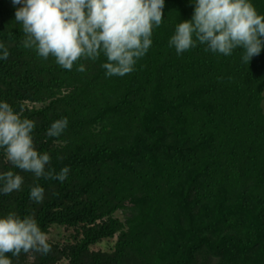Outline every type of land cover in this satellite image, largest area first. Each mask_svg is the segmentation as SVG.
I'll use <instances>...</instances> for the list:
<instances>
[{"label":"trees","instance_id":"trees-1","mask_svg":"<svg viewBox=\"0 0 264 264\" xmlns=\"http://www.w3.org/2000/svg\"><path fill=\"white\" fill-rule=\"evenodd\" d=\"M264 14V0H251ZM11 0H0V100L35 122L34 143L63 182L13 168L19 191L0 195V215H31L64 228L48 254L6 255L12 264H264V48L250 62L203 45L177 56L168 40L190 20V0H165L152 46L123 77L97 61L71 70L22 46ZM84 71H77L78 66ZM67 118L64 133L46 129ZM47 170V169H46ZM44 188L42 203L29 190ZM114 241L107 251L93 248Z\"/></svg>","mask_w":264,"mask_h":264},{"label":"clouds","instance_id":"clouds-1","mask_svg":"<svg viewBox=\"0 0 264 264\" xmlns=\"http://www.w3.org/2000/svg\"><path fill=\"white\" fill-rule=\"evenodd\" d=\"M194 5L190 20L178 22L168 40L177 56L203 45L206 52L232 55L243 50L241 60L249 63L264 48V14H259L251 0H190ZM16 6L15 22L21 26L25 49L41 59L50 56L65 70L79 59L97 61L105 77H123L135 70L138 60L152 46V33L163 21L165 0H11ZM9 51L0 42V61ZM83 72L84 67L78 66ZM6 101L0 100V155L15 169L30 172L36 178L65 181L70 169L59 172L49 168L51 157L38 152L34 143L35 122ZM67 118L53 121L46 136L60 137L67 128ZM47 169V170H46ZM24 178L11 170L0 172V195L19 191ZM44 188L34 185L29 200L42 203ZM30 251L48 254L51 245L31 215L14 212L0 215V264H12L13 256Z\"/></svg>","mask_w":264,"mask_h":264},{"label":"rangeland","instance_id":"rangeland-1","mask_svg":"<svg viewBox=\"0 0 264 264\" xmlns=\"http://www.w3.org/2000/svg\"><path fill=\"white\" fill-rule=\"evenodd\" d=\"M66 237H68V235L66 231L64 230V228H58V227L52 229L50 234L47 235L48 241H57V242H65ZM114 243H115L114 241H109L106 244L94 247L93 250L94 251H103V250L107 251L109 248L113 246Z\"/></svg>","mask_w":264,"mask_h":264}]
</instances>
